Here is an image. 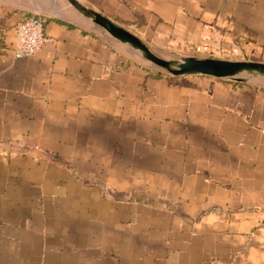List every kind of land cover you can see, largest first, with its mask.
<instances>
[{"label": "crops", "instance_id": "0c3cea01", "mask_svg": "<svg viewBox=\"0 0 264 264\" xmlns=\"http://www.w3.org/2000/svg\"><path fill=\"white\" fill-rule=\"evenodd\" d=\"M151 50L264 63V0H79ZM0 0V264H264V84L172 75L85 21L13 55ZM165 57V56H163Z\"/></svg>", "mask_w": 264, "mask_h": 264}, {"label": "water", "instance_id": "95a60500", "mask_svg": "<svg viewBox=\"0 0 264 264\" xmlns=\"http://www.w3.org/2000/svg\"><path fill=\"white\" fill-rule=\"evenodd\" d=\"M22 3H38L44 0H16ZM70 7L88 22L100 27L107 35L127 45L150 65L172 75L201 74L239 82L264 80V63L249 60H228L213 57L185 55L163 57L151 50L141 39L110 18L86 6L79 0H66Z\"/></svg>", "mask_w": 264, "mask_h": 264}, {"label": "built area", "instance_id": "2783aa9c", "mask_svg": "<svg viewBox=\"0 0 264 264\" xmlns=\"http://www.w3.org/2000/svg\"><path fill=\"white\" fill-rule=\"evenodd\" d=\"M13 55L16 58L30 56L53 39L45 32L43 19L37 16L23 17L16 22Z\"/></svg>", "mask_w": 264, "mask_h": 264}, {"label": "rangeland", "instance_id": "374dc122", "mask_svg": "<svg viewBox=\"0 0 264 264\" xmlns=\"http://www.w3.org/2000/svg\"><path fill=\"white\" fill-rule=\"evenodd\" d=\"M14 4L20 7L25 12L38 15V14H50L55 16H61L69 19H73L75 21H85L88 22L86 19H84L82 16L78 15L67 3L66 0H44L40 4L38 3H22L18 2L16 0ZM159 54H162L165 57H171L167 54L166 51H158ZM136 56L139 57V55L136 53ZM260 83L264 84V80H260Z\"/></svg>", "mask_w": 264, "mask_h": 264}, {"label": "trees", "instance_id": "16d2710c", "mask_svg": "<svg viewBox=\"0 0 264 264\" xmlns=\"http://www.w3.org/2000/svg\"><path fill=\"white\" fill-rule=\"evenodd\" d=\"M27 16H37V17H40V18H42L43 19V17L41 16V15H34V14H31V13H28V12H25V14L20 18V19H22L23 17H27ZM19 19V20H20ZM18 20V21H19ZM43 22H44V19H43ZM16 24V23H15Z\"/></svg>", "mask_w": 264, "mask_h": 264}]
</instances>
